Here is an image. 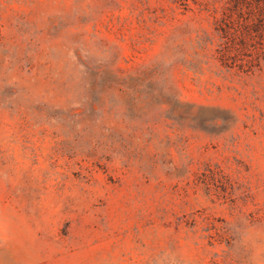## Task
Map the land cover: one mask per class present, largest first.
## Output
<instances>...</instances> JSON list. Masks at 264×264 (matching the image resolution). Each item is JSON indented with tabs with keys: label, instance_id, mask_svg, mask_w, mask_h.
I'll list each match as a JSON object with an SVG mask.
<instances>
[{
	"label": "rangeland",
	"instance_id": "374dc122",
	"mask_svg": "<svg viewBox=\"0 0 264 264\" xmlns=\"http://www.w3.org/2000/svg\"><path fill=\"white\" fill-rule=\"evenodd\" d=\"M262 47L264 0H0V264H264Z\"/></svg>",
	"mask_w": 264,
	"mask_h": 264
},
{
	"label": "trees",
	"instance_id": "16d2710c",
	"mask_svg": "<svg viewBox=\"0 0 264 264\" xmlns=\"http://www.w3.org/2000/svg\"><path fill=\"white\" fill-rule=\"evenodd\" d=\"M262 48H263V47H262ZM261 51H263V52H264V48H263V49H261ZM260 60H261V59H258V61H257V62H260Z\"/></svg>",
	"mask_w": 264,
	"mask_h": 264
}]
</instances>
